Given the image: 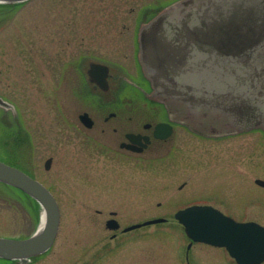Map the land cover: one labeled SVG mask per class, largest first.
I'll return each instance as SVG.
<instances>
[{"label": "rangeland", "instance_id": "obj_1", "mask_svg": "<svg viewBox=\"0 0 264 264\" xmlns=\"http://www.w3.org/2000/svg\"><path fill=\"white\" fill-rule=\"evenodd\" d=\"M176 1L182 4L28 0L0 8V97L9 104L0 107V160L46 185L60 210L54 243L24 264H187L189 240L174 213L192 204L264 225V187L255 183L264 180L263 129L205 136L176 126L162 149L130 154L118 146L122 133L164 119L163 112L145 100L122 98L120 107L129 109L119 108L114 132L116 123L103 119L102 104L111 103V94L102 93L101 109L90 99L88 62L122 64L131 72L129 47L141 10L147 7L151 18ZM83 111L94 118L93 128L79 122ZM130 111L133 124L125 121ZM158 217L166 221L121 232ZM109 218L119 229L106 228ZM37 225L20 193L0 184V237L22 238ZM188 261L236 264L224 248L203 243L192 244Z\"/></svg>", "mask_w": 264, "mask_h": 264}, {"label": "water", "instance_id": "obj_2", "mask_svg": "<svg viewBox=\"0 0 264 264\" xmlns=\"http://www.w3.org/2000/svg\"><path fill=\"white\" fill-rule=\"evenodd\" d=\"M180 3L165 6L138 31L139 61L150 81L151 96L161 98L167 108L179 105L186 114L213 120L218 129H227L224 133L264 130V0ZM87 74L91 82L107 88L106 66L91 63ZM0 107H9L1 97ZM79 118L84 125H92L86 113ZM220 118L226 122L219 124ZM50 162L51 158L45 160V169ZM0 183L29 195L46 217L43 227L26 237H0V258L24 264L54 243L59 205L39 180L1 160ZM255 183L264 187L262 179ZM174 217L190 239L187 249L192 242H203L224 247L237 264L264 261V226L256 222H237L205 204L180 209ZM164 221L162 217L148 219L126 226L122 232ZM106 227L117 229L119 224L110 219Z\"/></svg>", "mask_w": 264, "mask_h": 264}, {"label": "flooded vegetation", "instance_id": "obj_3", "mask_svg": "<svg viewBox=\"0 0 264 264\" xmlns=\"http://www.w3.org/2000/svg\"><path fill=\"white\" fill-rule=\"evenodd\" d=\"M146 8L147 7L141 10L138 20L135 23L136 27L134 29L132 42L129 47L131 49L129 54L134 58L133 70L131 72H128L127 69L124 68L125 66H123L122 64L114 63L110 65L99 61L88 62L86 68L87 73L91 63L101 64L108 68V76L106 78L107 88L105 90L100 88L93 82H88L92 86L93 90V95L90 99L97 103V106H99L102 102V93L111 94L110 98H106L109 101L112 100L111 103H103L102 105H104V107L102 105L101 107L105 109L106 115L103 117L104 121L109 122V120L112 119L113 123H116L117 126L114 125V127L112 128L114 132H116L118 130V127L120 126L121 112L119 108H121L120 106L122 105V103H124L122 101V98H124V100L125 98L128 99L126 103H132L134 101L141 102V100H145L150 104L156 105L157 108H159L158 110L162 111L163 115L165 116L164 119H161L159 121L157 120L155 122L149 121L142 123V128L139 130L123 132L120 140L118 141L119 148L124 149L130 154H140L148 150H150L151 152H156L157 150L162 149L161 147H163V144L165 142H168L174 136L176 126H181L187 131L193 130L205 136L223 135L224 133L221 132H223L225 129H218V126L215 125V122L213 120L201 118L196 115L186 114L185 108L179 105L170 106L167 108L161 98H155L151 96L152 88L150 81L146 78L139 61L138 44V30L140 26L149 19L148 15H145L147 12V10L145 11ZM126 103L124 108L129 109ZM124 108H121V110H123ZM98 109H101L100 106L98 107ZM109 109L113 110L109 111ZM83 112L87 113L92 121V125L90 127H87L82 122H80L81 120L78 117L79 122L86 129L93 128L95 125L94 118H92L88 112ZM183 113H185L186 115H183ZM125 121L133 124L131 111L127 113V120ZM225 122L226 120L220 118L219 124H223ZM121 125L123 126L122 123ZM157 125H160V127L156 128ZM156 134L162 137H158ZM94 136L98 138L99 134ZM128 136H131L134 142H132ZM188 252L189 250L185 249V259H188Z\"/></svg>", "mask_w": 264, "mask_h": 264}, {"label": "trees", "instance_id": "obj_4", "mask_svg": "<svg viewBox=\"0 0 264 264\" xmlns=\"http://www.w3.org/2000/svg\"><path fill=\"white\" fill-rule=\"evenodd\" d=\"M15 5H17V4H15ZM15 5H11V4H0V8H2V7H3V9H4V7L5 8H10V7H13ZM5 131H7V130H5ZM17 191L20 193V195L22 196L23 200L26 202L27 207L32 212L33 219L35 220L34 217L38 213L37 212V209L38 208H37L36 202L31 197H29L28 195L24 194L23 192H21L19 190H17ZM37 257H34L33 259H36Z\"/></svg>", "mask_w": 264, "mask_h": 264}, {"label": "bare ground", "instance_id": "obj_5", "mask_svg": "<svg viewBox=\"0 0 264 264\" xmlns=\"http://www.w3.org/2000/svg\"><path fill=\"white\" fill-rule=\"evenodd\" d=\"M36 205H37V215L34 217L35 218V222H37V227H36V231L40 230L43 225H44V222L46 220V217H45V214H44V211L42 209V207L36 202ZM34 230V231H35Z\"/></svg>", "mask_w": 264, "mask_h": 264}]
</instances>
